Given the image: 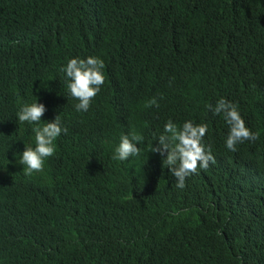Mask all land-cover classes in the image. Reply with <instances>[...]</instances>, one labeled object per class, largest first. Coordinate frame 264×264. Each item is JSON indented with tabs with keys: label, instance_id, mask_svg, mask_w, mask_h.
I'll list each match as a JSON object with an SVG mask.
<instances>
[{
	"label": "trees",
	"instance_id": "1",
	"mask_svg": "<svg viewBox=\"0 0 264 264\" xmlns=\"http://www.w3.org/2000/svg\"><path fill=\"white\" fill-rule=\"evenodd\" d=\"M89 56L106 79L78 112L61 69ZM221 98L258 140L226 148ZM36 101L68 131L29 176ZM169 120L206 124L215 158L184 189L150 151ZM0 264H264V0H0Z\"/></svg>",
	"mask_w": 264,
	"mask_h": 264
},
{
	"label": "clouds",
	"instance_id": "2",
	"mask_svg": "<svg viewBox=\"0 0 264 264\" xmlns=\"http://www.w3.org/2000/svg\"><path fill=\"white\" fill-rule=\"evenodd\" d=\"M104 61L98 57L89 56L86 59L72 58L66 66L61 69L69 81L67 87L70 95L78 101L75 105L76 111L87 112L92 101L101 90L105 83ZM162 98V97H161ZM159 107L155 97L145 103V107ZM214 115H223L224 120L229 126V133L225 140L226 148L229 151H237V145L245 141L259 139V133L251 131L246 126L242 118L238 105L227 101L224 98L218 100L214 108L207 105ZM47 111L43 103L34 102L24 105L18 112V120L21 123L35 124V147L25 146L19 163L24 167L25 175H32L34 172H42L45 162L56 153L55 141L62 134H66L67 127L62 126L60 115H57L51 122H47L40 127L42 117ZM207 133L206 124H193L185 121L182 126H178L171 120L164 125V133L158 137V146L152 147L150 151L159 153L164 157L162 163L167 165L171 174L176 178V187L184 189L186 178L199 174L198 169L206 170L209 163H215V158L211 149L203 143V138ZM144 140L140 134L132 133L122 135L118 146L114 150L112 159L126 161L130 157L141 154V149L137 146Z\"/></svg>",
	"mask_w": 264,
	"mask_h": 264
}]
</instances>
